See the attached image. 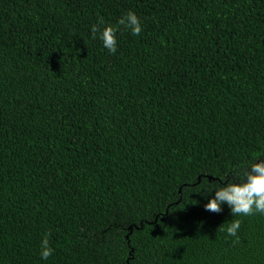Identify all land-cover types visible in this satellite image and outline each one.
<instances>
[{
  "label": "trees",
  "instance_id": "16d2710c",
  "mask_svg": "<svg viewBox=\"0 0 264 264\" xmlns=\"http://www.w3.org/2000/svg\"><path fill=\"white\" fill-rule=\"evenodd\" d=\"M260 161L264 0H0V264H264L205 210Z\"/></svg>",
  "mask_w": 264,
  "mask_h": 264
},
{
  "label": "clouds",
  "instance_id": "9594fccd",
  "mask_svg": "<svg viewBox=\"0 0 264 264\" xmlns=\"http://www.w3.org/2000/svg\"><path fill=\"white\" fill-rule=\"evenodd\" d=\"M103 24V18H100L96 24L92 25V39H96L97 33H100L103 47L113 55L118 50L116 34L121 27L130 30L133 36H139L143 30L139 17L131 11L123 15L116 26L107 25L101 28ZM235 175H242L243 179L238 182L227 181V186L215 187V197L205 205V210L220 213L223 210L222 206L226 203L234 217L264 215V161L252 163L248 168L236 172ZM241 223V220L234 219L226 223V229L223 225L218 231H226L229 237H235L233 244H238ZM49 235L50 233L44 237L40 245V255L43 260L49 259L54 253V249L50 246Z\"/></svg>",
  "mask_w": 264,
  "mask_h": 264
},
{
  "label": "water",
  "instance_id": "95a60500",
  "mask_svg": "<svg viewBox=\"0 0 264 264\" xmlns=\"http://www.w3.org/2000/svg\"><path fill=\"white\" fill-rule=\"evenodd\" d=\"M129 229H130V232H132L133 227L131 226V227H129ZM128 236H129V235H127V238H128Z\"/></svg>",
  "mask_w": 264,
  "mask_h": 264
}]
</instances>
